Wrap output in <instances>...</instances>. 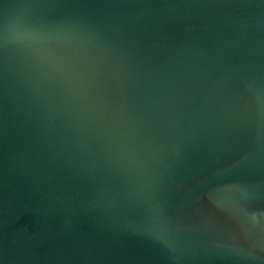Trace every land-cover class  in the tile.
Wrapping results in <instances>:
<instances>
[{
    "label": "water",
    "instance_id": "obj_1",
    "mask_svg": "<svg viewBox=\"0 0 264 264\" xmlns=\"http://www.w3.org/2000/svg\"><path fill=\"white\" fill-rule=\"evenodd\" d=\"M0 264H264V0H0Z\"/></svg>",
    "mask_w": 264,
    "mask_h": 264
}]
</instances>
